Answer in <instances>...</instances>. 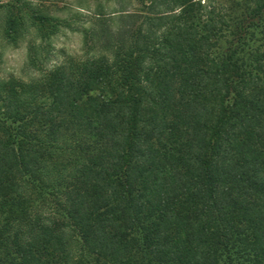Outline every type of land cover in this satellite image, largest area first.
I'll return each instance as SVG.
<instances>
[{
	"label": "trees",
	"instance_id": "obj_1",
	"mask_svg": "<svg viewBox=\"0 0 264 264\" xmlns=\"http://www.w3.org/2000/svg\"><path fill=\"white\" fill-rule=\"evenodd\" d=\"M134 1L54 61L70 22L0 4V264H264V0Z\"/></svg>",
	"mask_w": 264,
	"mask_h": 264
},
{
	"label": "rangeland",
	"instance_id": "obj_2",
	"mask_svg": "<svg viewBox=\"0 0 264 264\" xmlns=\"http://www.w3.org/2000/svg\"><path fill=\"white\" fill-rule=\"evenodd\" d=\"M11 0H0L4 4ZM39 10L52 14L55 17L66 19L70 27L62 26L60 31L53 37L48 52L53 50L50 61L60 60L62 54L82 52L84 29L97 26L94 20L96 13H101L106 19L113 10L126 9L131 11L136 5L134 0H27ZM4 10L0 9V77L10 75L29 78L33 73V67L27 62V48L32 40L30 34L19 40L18 44L7 41L2 35ZM106 20L108 27L115 28L116 22ZM90 41L89 44H91ZM99 45L95 43L94 46ZM89 46V45H88Z\"/></svg>",
	"mask_w": 264,
	"mask_h": 264
}]
</instances>
